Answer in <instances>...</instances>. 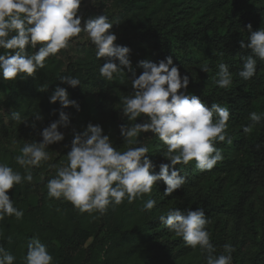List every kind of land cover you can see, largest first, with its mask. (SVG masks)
<instances>
[{"label":"trees","instance_id":"obj_1","mask_svg":"<svg viewBox=\"0 0 264 264\" xmlns=\"http://www.w3.org/2000/svg\"><path fill=\"white\" fill-rule=\"evenodd\" d=\"M94 5L97 12L86 11L83 17L108 16L116 43L131 49L129 59L137 75L143 72L139 61L158 62L171 56L181 74L190 77L189 94L200 96L209 106L215 102L227 107L226 131L232 143L216 142L223 159L210 171L196 169L194 160L176 165L186 182L171 195H164L166 185L159 181L150 196L145 194L132 204L125 200L92 216L80 213L68 201L49 198L46 185L55 168L47 164L34 167L31 183L25 181L9 190L14 206L24 215L19 220L14 216L0 220V245L16 256L15 264H24L27 244L34 236L47 246L54 264H206L199 247L185 246L182 237L169 232L158 219L169 208H203L216 255L230 243L235 249L232 264H264V119L253 125L251 133L243 130L252 123L248 119L251 112L264 113V61L257 59V72L250 80L238 75L250 54L240 41L247 42L249 23L253 30L264 27V0H93ZM74 40L57 56L49 57L35 77L15 81L0 77V162L22 174L24 169L13 158L24 143L42 140L39 132L59 119L60 102L49 101L58 84L80 104V110L64 109L71 123L60 129L65 139L46 149L52 156L49 163L66 159L75 133L83 132L89 122L100 124L113 146L125 150L120 125L130 122L121 115L120 96L131 94L132 73L125 69L121 77L105 81L98 71L105 59L97 60L87 38ZM39 47L29 45L28 51ZM221 62L233 76L228 89L213 83ZM205 64L209 72L201 70ZM67 75L78 77L81 85L73 88L59 81ZM14 111L27 121H13ZM34 114L43 119L37 120ZM137 122H143V117ZM138 139L149 148L147 155L156 165L155 172L161 163H170L161 154L166 145L153 133H142ZM148 199H154L156 206L151 212L142 211Z\"/></svg>","mask_w":264,"mask_h":264},{"label":"clouds","instance_id":"obj_2","mask_svg":"<svg viewBox=\"0 0 264 264\" xmlns=\"http://www.w3.org/2000/svg\"><path fill=\"white\" fill-rule=\"evenodd\" d=\"M80 7L81 0H0V49L3 50L0 77L5 81L35 77L49 57L67 49L83 32L94 45L97 60L105 59L98 69L100 77L113 81L121 77L125 69L132 73L129 76L131 94L120 96L121 115L130 122L120 125L125 150L113 146L110 135L104 134L100 124L89 122L83 132L75 133L66 159L59 164L49 163L52 156L46 149L65 139L60 129L68 128L71 123L70 114L64 109L72 106L80 110V104L70 99L68 90L58 84L49 101L60 102L59 119L39 132L42 140L24 143L13 158L15 164L24 169L23 174L7 162H0V220L5 216L23 218L24 212L14 206L9 190L25 181L31 183L34 167L47 164L50 169L55 168V175L46 185L49 198L68 201L80 213L92 216L93 213L104 214L109 206L114 208L125 200L132 204L142 200L145 194L150 196L153 185L159 181L166 185L164 195H171L186 182L176 165H187L194 160L196 169L210 171L223 159L216 142L232 143L226 131L229 109L215 102L209 106L200 96L189 94L190 77L181 74L171 56L158 62L139 61L143 72L137 75L129 59L131 49L116 43L117 35L111 31L113 24L108 16L95 14L85 19L78 15ZM247 30L248 40L242 39L240 46L249 49L250 54L244 58L243 68L238 73L245 81L256 75L257 59L264 61V27L253 30L249 23ZM38 44V51H28L29 45L36 49ZM217 68L213 83L220 89H228L233 83L229 66L221 62ZM201 70L210 71L207 64ZM59 81L73 88L81 85L80 79L71 75L61 76ZM34 115L37 120L43 119L39 114ZM141 117L143 122H137ZM11 118L21 123L27 121L16 111L11 113ZM248 119L252 123L244 127L245 133H251L253 125L264 119V113L253 111ZM32 127H36L35 122ZM146 132L153 133L166 145V151L161 154L170 163H161L159 172L154 171L156 165L147 155L149 148L138 139ZM155 206L156 201L148 199L142 211L151 212ZM158 219L169 232L182 237L185 246L199 247L206 264H232L235 251L232 244H224L223 253L215 254L216 248L207 230L210 221L203 208H169L166 215L161 214ZM15 261L16 256L0 245V264H15ZM23 262L54 264V258L39 237L34 236L27 244Z\"/></svg>","mask_w":264,"mask_h":264},{"label":"rangeland","instance_id":"obj_3","mask_svg":"<svg viewBox=\"0 0 264 264\" xmlns=\"http://www.w3.org/2000/svg\"><path fill=\"white\" fill-rule=\"evenodd\" d=\"M92 3H93V0H86V2L81 3V7H80L78 15L83 17L84 14H86V11H89V10H91V11L96 13L97 10H98V6L97 5L92 6ZM84 8H87V9L84 10ZM83 22L84 21H82V24H83ZM80 37L81 38H79V39L86 38V36H85V34L83 32L80 34ZM74 39H76V38H74ZM141 135H142V133L140 134V136Z\"/></svg>","mask_w":264,"mask_h":264}]
</instances>
